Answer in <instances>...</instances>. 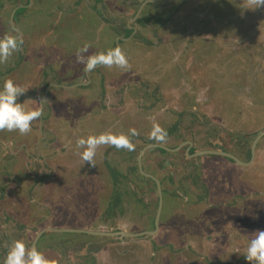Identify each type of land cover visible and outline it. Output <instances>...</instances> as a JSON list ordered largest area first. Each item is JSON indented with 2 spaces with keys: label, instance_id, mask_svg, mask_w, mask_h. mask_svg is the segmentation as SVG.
I'll use <instances>...</instances> for the list:
<instances>
[{
  "label": "rangeland",
  "instance_id": "obj_1",
  "mask_svg": "<svg viewBox=\"0 0 264 264\" xmlns=\"http://www.w3.org/2000/svg\"><path fill=\"white\" fill-rule=\"evenodd\" d=\"M51 1L48 9L60 4ZM105 1L107 18L86 9L87 1L76 8L86 14L73 17L78 28L85 26L76 32L75 43L69 42L72 35L63 39L59 13L46 20L51 34L34 37L37 41L31 43L32 31L40 29L34 26L46 23H36L33 11L24 12L18 21L27 45L21 48L24 61L19 66L15 52L0 64V89L12 79L28 90L17 102L43 112L27 135L0 132V235L13 237L10 246L15 240L31 246L37 232L48 226L152 229L146 217L154 211L156 194L148 189L146 200L152 208L141 202L139 207L132 199L123 213H115L116 227L106 223L112 178L103 162L112 161L124 172L139 153L102 146L92 166L81 159L78 138L105 132L130 135V129H136L139 134L130 139L137 148L154 140V123L167 131L180 121L181 137L174 133L165 144L172 147L193 138V153L219 146L238 149V136L250 143L264 129V7L249 9L246 0H161L144 7L148 24L141 26L132 21L140 0ZM5 3L9 9L1 12L0 28L13 8ZM124 22L136 28L127 37L111 30ZM86 44L88 54L119 46L129 69L99 66L88 77L76 63L77 50ZM78 82L87 84L58 86ZM179 151L170 159L159 153L147 157L151 169L162 173L165 164L175 177L167 184L173 192L164 197L158 233L105 236L103 242L92 234L47 231L39 251L51 264H249L246 249L254 233L264 230V137L249 165L222 155L186 153L190 161L197 158L190 164L183 157L186 146ZM13 152L18 153L11 157ZM98 164L101 177L94 173L91 182L108 185L100 195L95 184L85 187ZM207 194L210 199H205Z\"/></svg>",
  "mask_w": 264,
  "mask_h": 264
},
{
  "label": "clouds",
  "instance_id": "obj_2",
  "mask_svg": "<svg viewBox=\"0 0 264 264\" xmlns=\"http://www.w3.org/2000/svg\"><path fill=\"white\" fill-rule=\"evenodd\" d=\"M246 3L252 10L264 7V0H246ZM12 31L15 35L5 34L0 37V64H6L15 52L21 50L24 43L22 34L15 28ZM89 47L86 44L76 52V63L84 66L85 73L90 74L99 66L129 69V60L119 46L96 54H88ZM27 91L12 79L4 81L0 89V132H18L20 135H27L32 131V122L43 115L42 110H27L23 104L17 102L18 98ZM138 134L136 129H130V135H116L111 132L89 135L87 138H78L76 146L83 149L79 153L81 159L96 166L94 158L98 148L112 146L134 151L135 145L130 136ZM150 138L158 143H166L167 132L158 123H154ZM244 256L249 264H264V230L254 233ZM4 264H51V262L36 247L29 248L22 240H15L8 249Z\"/></svg>",
  "mask_w": 264,
  "mask_h": 264
},
{
  "label": "trees",
  "instance_id": "obj_3",
  "mask_svg": "<svg viewBox=\"0 0 264 264\" xmlns=\"http://www.w3.org/2000/svg\"><path fill=\"white\" fill-rule=\"evenodd\" d=\"M21 2H24L23 0H15L13 2V8L16 4L18 3H21ZM137 2V0H136ZM23 10H19L16 14V17L19 16V14L22 12ZM145 12H142L141 15L139 16V18L136 20V23L140 24L141 26H146L148 24V21L146 20V17H145ZM8 27H10V24L8 23L7 24ZM115 31H118L120 34H122L123 36H129L132 34L133 32V29L129 28L128 27V24L126 22L124 23H121L120 27H118V29H116ZM5 34H8V31L6 29H2L0 31V35L3 36ZM13 34H15L13 32ZM99 69L96 68L94 71H98ZM184 113L186 112H183L182 114L184 115ZM190 114H193V115H196L194 112L190 111ZM220 127V126H219ZM181 123L180 121H177L176 123H174L170 129V132H174L173 130L175 131H181ZM224 131H226V129H222ZM181 136V134H180ZM238 138L240 140H244L243 139V136L240 135L238 136ZM193 139V138H191ZM184 140V139H182ZM181 140V141H182ZM180 141V142H181ZM151 142H156V140H151L149 141L148 143H151ZM143 147V145H141L140 147L138 146L137 148L135 147V150L134 151H130L129 153L131 154H138L141 150V148ZM218 148L220 149H223V150H226V151H230V152H233L235 153L237 156H239V154H237L236 150L231 148V149H228L226 147H223V146H219ZM193 149H196V148H193ZM193 149L191 150V152L193 151ZM153 153H159L163 156H165L166 158L170 159L172 158L173 156H176L178 153L177 152H170V151H167L163 148H153L151 151H147L145 152L144 156H143V166L147 169V172H151L153 173L154 175H156L162 182V185H163V193H164V197L167 198V187L165 185V180H166V177H169L171 178V173L169 172V168L165 166V164H162V169L164 170V172H160L161 169L159 170H155V169H151L148 164H147V157L149 154H153ZM249 156H250V153L248 155L247 158H244V160H248L249 159ZM138 157V155H137ZM137 157L135 156L133 160V163H129V165H127V167L125 168L124 172L119 170L118 167H114L112 165V161H108L106 160L104 162V165L106 168L108 167L111 171H110V175H111V178H112V182L111 184H109V189L111 190V195H110V199L108 201V204H107V215L109 216V219H107L108 222H106L111 228H114L116 227L117 225L116 222H115V213L117 211H120L122 210V207L124 208L126 205H129L131 200L134 199L136 202H138V204L136 203L137 206L139 207H142V204L141 203H144L143 206L145 208H148V210L150 208H152V204H151V201L148 202L146 200L149 192H152L153 194H156V200H153L154 203V211L151 212L149 215H147L146 217V222L148 221V223L146 224L150 226V228H154V218H155V214H156V211H157V208H158V203H159V199H158V194H157V188H156V182L149 178V177H146L144 176L139 168H138V161H137ZM186 155H184V160L187 162V163H194L195 159L190 161L188 160L187 158H185ZM241 158V156H239ZM107 168V170H108ZM144 168V169H145ZM197 176L196 174H193L192 176V183H194V185L196 184L195 181L196 179L194 180V177ZM137 186V187H136ZM105 186H101L100 187V190H99V195L101 193H104V191L102 190V188L104 189ZM108 189V185L107 187H105V189ZM145 189H148L149 192L148 193H145ZM166 193V194H165ZM141 202V203H139ZM128 203V204H127ZM132 203V202H131ZM140 204V205H139ZM124 211H122L121 213H123ZM22 227V226H21ZM95 237H98V238H103L102 241L105 242V237L103 236H98V235H93ZM5 240V239H4ZM108 240V239H106ZM3 244H0V251L1 249H3ZM29 248H30V245H27ZM10 247V241H6V245H5V248L3 249V252L1 253L0 255V264H4V260L6 258V255H7V252H8V248Z\"/></svg>",
  "mask_w": 264,
  "mask_h": 264
},
{
  "label": "flooded vegetation",
  "instance_id": "obj_4",
  "mask_svg": "<svg viewBox=\"0 0 264 264\" xmlns=\"http://www.w3.org/2000/svg\"><path fill=\"white\" fill-rule=\"evenodd\" d=\"M15 0H0V16H1V12H4V13H6V10H8L9 8H8V6L6 5V3L5 2H7V4L9 5H11V3H12V5H13V2H14ZM22 1V0H21ZM24 2H21V3H18V4H16L15 6H14V8H12V11L15 9V8H17V7H19L18 9H17V11H16V13L19 11V10H23L20 14H19V16H17L16 17V13H15V15H14V25L16 26V28L21 32V34H22V36H24V31L22 30V29H20L19 28V17H21V15L24 13V12H26V11H28V12H31V11H33L31 14L32 15H34L35 16V22L36 23H40L41 21H43L44 23H46L45 25H42L41 23L39 24V25H35L34 27L35 28H37V27H39L40 29L38 30V31H32V29H30V31H32V32H34L35 33V35H33V39L32 40H30V42L32 43V41L34 40V41H37L36 39H34V37H39V36H41V35H47V36H49L50 34H51V31H49L48 29H49V25H50V23H47L48 21L50 22L55 16H59V15H57L58 13L60 14V15H63V17L60 19L62 22H59L58 23V25H59V27L61 28L62 27V32H60L61 33V35H62V37H64L63 39L65 40V37H67V35H72V39H69V42L71 43V42H73V43H75V39H74V37H76V32L77 31H83L82 29H83V27H85V26H81V28H78L77 27V25L74 23V21H75V19H73V17H79V16H81V18H82V15H85L86 13H78V11L76 10V8L77 7H80L81 6V3L83 2V1H87V3H86V6H87V8L86 9H91V11H93L94 13H95V15L96 16H99V17H102V16H104V17H106L107 18V16H108V7H107V3H106V1L105 0H60V4H58V5H56L55 7H54V9H48V7H49V5L50 4H48L47 2H49L50 0H23ZM56 1H58V0H52L51 2L52 3H55ZM161 1V0H160ZM159 1V2H160ZM156 3H158V2H156ZM39 5V7L37 8V7H35V6H38ZM63 5H65L66 7H64ZM98 5V6H97ZM148 5V4H147ZM146 5V6H147ZM102 10V11H101ZM143 12V11H142ZM11 15H12V12L8 15V17H7V21H6V23L4 24V25H2V27L0 28V29H6L7 31H8V34H12V35H15V34H13V31H12V29H13V26H12V24H11V21H10V18H11ZM37 15V16H36ZM46 20H48V21H46ZM79 20H85V19H79ZM105 21L107 22V20L105 19ZM64 22H66V23H64ZM10 24V27H8L7 26V24ZM107 24V23H106ZM128 25H129V23H127ZM58 25H56V24H54V29H58ZM130 25H131V23H130ZM51 27H53L52 26V23H51ZM118 27H120V23H115V27H113V28H111V30L112 31H115L116 29H118ZM15 33V32H14ZM39 33V34H38ZM0 37H2L1 35H0ZM118 37H121V36H118ZM117 37V38H118ZM119 39V38H118ZM68 40V39H67ZM23 44H25V46H27L26 45V40H24V43ZM22 48V47H21ZM17 56H18V59H19V66L23 63V61H24V57H22V52H21V50L20 51H17ZM18 65V64H17ZM18 68V67H17ZM17 68H13V69H9L10 70V72H7V75H9L10 73H11V71H14V70H16ZM73 70H74V68H73ZM36 96V95H35ZM38 98H40V97H38ZM262 130H264V129H262ZM261 131V130H260ZM167 138H169V137H171L174 133L176 134V133H178L177 134V136H180V134H182V132L181 131H174V132H170V129H168L167 131ZM259 132V131H258ZM258 132H257V134H258ZM257 134L255 135V137L253 138V140H252V142H248L249 141V138H244L243 137V141H241L239 144H241V145H239L238 146V149H236L235 147H232L233 149H235L236 150V152H237V154H239V156H241V157H244V156H248L249 155V153H250V156H249V159H248V161H245L244 159H243V161H245V162H249L250 160H251V156H252V152H251V150H252V145H253V141H254V139L256 138V136H257ZM171 135V136H170ZM181 137V136H180ZM13 141V140H12ZM11 140H9L8 142H12ZM188 141H192V139L191 140H187V139H184V140H182L178 145H176V146H168V147H170V148H176V147H178L179 145H181L182 143H184V142H188ZM167 142V141H166ZM151 143H155V142H151ZM151 143H147V144H151ZM156 143H158L157 141H156ZM192 143L194 144V141H192ZM260 143V141L258 142V144ZM146 144V145H147ZM159 144H164V145H166L167 146V144H165V143H159ZM258 144H257V147H258ZM242 145H243V147H242ZM145 146V145H144ZM143 146V147H144ZM184 146H186V148L188 147V143L187 144H185ZM193 146V145H192ZM183 147V146H182ZM181 147V148H182ZM257 147H256V149H257ZM157 148H160V147H157ZM194 148V147H193ZM193 148H191L190 149V151L189 152H191V150L193 149ZM153 149V148H152ZM152 149H150V150H152ZM196 150V149H195ZM241 150H244V153L242 154L240 151ZM198 151V150H197ZM226 151V150H225ZM176 152H179L180 153V151L178 150V151H176ZM196 152V151H195ZM230 152V151H229ZM186 153L187 152H185L184 153V155H186ZM194 153V152H193ZM231 153H233V152H231ZM235 154V153H234ZM178 155V154H177ZM236 155V154H235ZM144 156V155H143ZM238 156V157H239ZM184 157V156H183ZM255 157H256V155H255ZM240 158V157H239ZM137 159H138V157H137ZM197 158H195V160H196ZM229 160H231V159H229ZM231 161H233V160H231ZM253 163V162H252ZM139 168V167H138ZM169 170V172L171 173V171H172V169H168ZM149 173H151V172H149ZM153 174V173H152ZM154 175V174H153ZM156 176V175H155ZM171 178H169V177H166V180H165V185H166V187H167V191L168 192H170V193H172L173 192V190H170L169 188H168V186H167V184L168 183H170V184H173V182H174V179H175V177H174V175L171 173ZM184 184H187V183H184ZM190 186V185H189ZM157 188V187H156ZM179 188H177L176 190H175V193L177 194L178 193V190ZM2 190V189H1ZM0 193H3V192H1L0 191ZM193 193V192H192ZM209 196V194H207L206 196H205V199H207V197ZM2 196H0V198H1ZM209 199L211 198V197H208ZM202 200V198L200 197L199 199H198V202H200ZM209 203H212V204H214V200L213 199H211L210 201H209ZM157 212V211H156ZM155 216H156V214H155ZM154 222H155V218H154ZM22 228V227H21ZM154 229V228H153ZM146 230H149V229H146ZM145 231V230H144ZM20 238H22L23 237V235H20L19 236ZM43 237V236H42ZM41 237V238H42ZM1 239H3V240H1ZM5 239V240H4ZM13 239V237H9V236H2V235H0V244H3L4 246H3V249L5 248V245H6V241L8 240V241H10V243H11V240ZM40 241V240H39ZM39 241H38V243H37V245L39 244ZM27 245V244H26ZM37 245L35 246L37 249H38V247H37ZM30 248H31V246H30ZM3 249H1V251H0V255H1V253L3 252ZM9 249V248H8ZM39 250V249H38Z\"/></svg>",
  "mask_w": 264,
  "mask_h": 264
},
{
  "label": "water",
  "instance_id": "obj_5",
  "mask_svg": "<svg viewBox=\"0 0 264 264\" xmlns=\"http://www.w3.org/2000/svg\"><path fill=\"white\" fill-rule=\"evenodd\" d=\"M160 0H140L141 5L138 8L136 14L134 15V17L132 18V21H136L139 16L141 15L144 7L149 4V3H156L159 2ZM19 7L15 8L12 11V15L10 18L11 24L13 26V28L17 29L16 26L14 25V15L17 11ZM129 26L131 28V25L129 23ZM18 30V29H17ZM19 31V30H18ZM136 31V28L133 27V32ZM20 32V31H19ZM21 33V32H20ZM132 37V36H130ZM128 39V38H127ZM117 43L119 44V41H117ZM87 76L89 77V74H87ZM264 137V130H261L258 132L256 138L253 141V145H252V156H251V160L249 162H245L243 160H241L237 155H235L234 153H231L229 151H225V150H220V149H203V150H198L194 153H190V149L192 148V141H188V142H184L181 145H179L176 148H170L164 144H159V143H151V144H147L145 145L139 152L138 155V167L140 172L146 176L149 177L151 179H153L156 182V187H157V194H158V199H159V203H158V208H157V212H156V216H155V222H154V229L152 230H145V231H138V232H131V231H127V230H92V229H84V228H68V227H62V228H56V227H45L42 228L41 230H39L31 244V247H35L38 243V241L41 239V237L47 232V231H54V232H76V233H85V234H92V235H98V236H103V237H141V236H145V235H155L156 233H158L159 229H160V217L162 214V210H163V205H164V193H163V185L161 180L153 175L152 173H148L144 170L143 168V155L145 154V152L149 151L152 148H163L167 151L170 152H176L178 150L181 149L182 146H184L185 144L188 143V147L186 148V152L187 155L190 157H196V156H200V155H207V154H214V155H222L225 156L241 165H249L251 164L254 159H255V155H256V147L258 142L261 140V138Z\"/></svg>",
  "mask_w": 264,
  "mask_h": 264
},
{
  "label": "crops",
  "instance_id": "obj_6",
  "mask_svg": "<svg viewBox=\"0 0 264 264\" xmlns=\"http://www.w3.org/2000/svg\"><path fill=\"white\" fill-rule=\"evenodd\" d=\"M86 75H87V73H86ZM78 77V76H77ZM90 81V80H89ZM85 84H87V83H84V82H78V83H75V84H71V85H63V84H61V85H58L59 87H61V89H63V88H72V87H76V86H82V87H85L86 85ZM51 85V84H50ZM19 149H20V147H19ZM37 149V148H36ZM26 152V151H25ZM16 153H18V152H13V155L11 156V157H13ZM106 160V159H105ZM105 160H104V162H105ZM103 162V163H104ZM102 164V163H101ZM101 164H98L97 165V167H95L94 168V172H89L90 173V176H89V180H87V181H85V187L87 188V186L89 187V188H91L92 186H93V184H95V186H97V187H94L95 189H97V190H100V187L103 185H100V184H97V183H95L96 182V180H95V182L94 183H92L91 182V179H92V175L94 174V173H96V174H98L99 175V177H101V172H102V170H101ZM104 165H106V164H103V166ZM101 183H102V181H101ZM154 227H155V225H154ZM153 229V228H152ZM152 229H149V230H152Z\"/></svg>",
  "mask_w": 264,
  "mask_h": 264
}]
</instances>
